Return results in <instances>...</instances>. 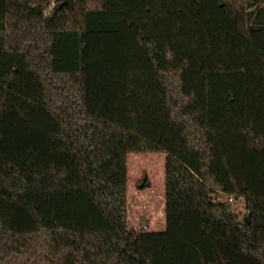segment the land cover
Returning <instances> with one entry per match:
<instances>
[{"label": "trees", "instance_id": "1", "mask_svg": "<svg viewBox=\"0 0 264 264\" xmlns=\"http://www.w3.org/2000/svg\"><path fill=\"white\" fill-rule=\"evenodd\" d=\"M0 264H264V0H0Z\"/></svg>", "mask_w": 264, "mask_h": 264}, {"label": "rangeland", "instance_id": "2", "mask_svg": "<svg viewBox=\"0 0 264 264\" xmlns=\"http://www.w3.org/2000/svg\"><path fill=\"white\" fill-rule=\"evenodd\" d=\"M53 6V4L49 6V13ZM126 175L129 225L134 229L145 227L149 231H163L165 229L164 153H129ZM220 199L227 200V197L220 196ZM232 209L242 217L245 212L243 201L233 200Z\"/></svg>", "mask_w": 264, "mask_h": 264}, {"label": "water", "instance_id": "3", "mask_svg": "<svg viewBox=\"0 0 264 264\" xmlns=\"http://www.w3.org/2000/svg\"><path fill=\"white\" fill-rule=\"evenodd\" d=\"M60 5H61V3H58V4L53 6V9H52V11L50 13V17L53 16V13L55 12L56 9H58L60 7ZM140 187H142V185H140Z\"/></svg>", "mask_w": 264, "mask_h": 264}, {"label": "crops", "instance_id": "4", "mask_svg": "<svg viewBox=\"0 0 264 264\" xmlns=\"http://www.w3.org/2000/svg\"><path fill=\"white\" fill-rule=\"evenodd\" d=\"M164 159H165V154H164ZM164 205H165V195H164ZM165 207V206H164Z\"/></svg>", "mask_w": 264, "mask_h": 264}]
</instances>
